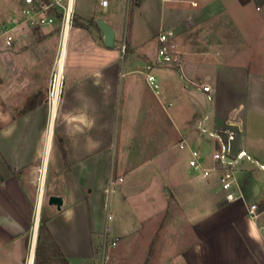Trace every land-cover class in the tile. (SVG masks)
Returning a JSON list of instances; mask_svg holds the SVG:
<instances>
[{
  "label": "crops",
  "instance_id": "crops-1",
  "mask_svg": "<svg viewBox=\"0 0 264 264\" xmlns=\"http://www.w3.org/2000/svg\"><path fill=\"white\" fill-rule=\"evenodd\" d=\"M68 2L63 93L36 230L40 178L25 173L42 170L50 104L41 83L17 103L10 89L0 92V264H35L41 222L68 264H264V134H247L248 116L264 118V0ZM99 20L113 32L112 47ZM166 30L177 60L155 65ZM148 65L157 95L145 81ZM199 127L233 129L234 147L257 162L235 172V202L188 165L192 150L210 165ZM50 196L62 199L60 209Z\"/></svg>",
  "mask_w": 264,
  "mask_h": 264
},
{
  "label": "rangeland",
  "instance_id": "rangeland-1",
  "mask_svg": "<svg viewBox=\"0 0 264 264\" xmlns=\"http://www.w3.org/2000/svg\"><path fill=\"white\" fill-rule=\"evenodd\" d=\"M60 4L61 6H55L54 9L63 14L66 4L65 6L62 3ZM22 7L23 0H0V27H12L17 40V45L14 48H5L0 42V77L6 81V87L0 82V92L10 89L13 97L12 102L17 103L19 100H29L31 98L30 96L34 94V89L41 83L42 92L45 94L46 102L49 103V91L56 74L57 60L60 52L63 31L62 19L55 16V21L51 27H34L26 22L21 13ZM98 10L100 9L97 8ZM98 15L102 17L104 14L99 13ZM71 23L72 13L70 12L69 27ZM137 28L141 29L140 32L142 34L145 32L142 26H138ZM149 29L151 28L149 27L148 31ZM120 50H122L121 47ZM124 51H127V47L124 48ZM3 70H9V74L4 76ZM63 85L64 75L61 80L59 99L63 93ZM247 119L249 124L247 134H264V118H254L251 115ZM157 125L158 123L152 122V132L150 134L152 151L154 145H157L159 137V134L153 131L155 130L153 127L156 126L155 128H157ZM168 133L165 134L164 140L167 143L173 140ZM25 175L31 181L34 177L35 179L37 178L35 182L38 183V179L41 176V166H39L35 176L34 172L30 175L29 170ZM108 191L109 187L106 192L108 193ZM109 211H111V205L109 206Z\"/></svg>",
  "mask_w": 264,
  "mask_h": 264
},
{
  "label": "built area",
  "instance_id": "built-area-1",
  "mask_svg": "<svg viewBox=\"0 0 264 264\" xmlns=\"http://www.w3.org/2000/svg\"><path fill=\"white\" fill-rule=\"evenodd\" d=\"M62 0L49 1L45 3L43 0H23V7L21 13L23 14L26 22L34 27L38 26H50L55 21V16L50 14V9L55 6H61ZM68 1H66V8L63 14H61L62 28L65 26L66 10ZM101 7L107 5V0H98ZM70 23V16H69ZM13 28L10 26L0 27V42L5 48H14L17 45L16 36L13 33ZM174 33L171 30L161 32L157 36L158 48L156 51L155 59L153 64L161 66H169L176 62V46L172 41ZM151 66H146L145 81L151 91L154 94H158L160 86L155 77L149 73ZM56 86V74L52 81L51 88L49 91V104L52 101L54 95L59 96L61 93V84L59 92L55 93ZM198 88L202 92L210 93V87L206 85H199ZM208 100H211L210 95H207ZM201 135L206 137L210 141L211 152L209 154V167L203 165L204 156L198 150H192L190 152V158L188 165L193 171H197L203 179L214 177L216 179L219 190L223 193V199L226 203L235 202L240 198L237 187L235 172L239 165L243 162H250L257 164L252 157L242 149H236L234 147L236 134L233 129H214L208 131L205 128H198ZM264 170V166H260ZM121 180V179H119ZM257 205L251 204L248 207V215L251 218L257 216ZM112 246L115 243H111Z\"/></svg>",
  "mask_w": 264,
  "mask_h": 264
},
{
  "label": "bare ground",
  "instance_id": "bare-ground-1",
  "mask_svg": "<svg viewBox=\"0 0 264 264\" xmlns=\"http://www.w3.org/2000/svg\"><path fill=\"white\" fill-rule=\"evenodd\" d=\"M70 2H68L67 10H66V20H65V26L63 28L62 38H61V45H60V52L57 60V70H56V86L55 87V93L59 92L61 80L63 79V67H64V55H65V43H66V36L69 28V16H70ZM58 98L54 95L52 101L50 102V122L47 130L46 135V143H45V153H44V161H43V167L41 170V177L39 181V192H38V199H37V205H36V218L34 223V229L36 230L37 226V217H38V210L41 206V200H42V188H43V180H44V166L47 159L49 146H50V137H51V129H52V123L55 116V110L57 106Z\"/></svg>",
  "mask_w": 264,
  "mask_h": 264
},
{
  "label": "trees",
  "instance_id": "trees-1",
  "mask_svg": "<svg viewBox=\"0 0 264 264\" xmlns=\"http://www.w3.org/2000/svg\"><path fill=\"white\" fill-rule=\"evenodd\" d=\"M43 1L49 3V0ZM50 14L61 18V12H57L54 8L50 9ZM35 264H68L62 257L44 222H41L38 227Z\"/></svg>",
  "mask_w": 264,
  "mask_h": 264
},
{
  "label": "water",
  "instance_id": "water-1",
  "mask_svg": "<svg viewBox=\"0 0 264 264\" xmlns=\"http://www.w3.org/2000/svg\"><path fill=\"white\" fill-rule=\"evenodd\" d=\"M97 25L103 34V41L105 46L112 47L113 44V32L109 26L102 21H97ZM48 205L55 206L60 209L62 206V199L58 196H50L47 200Z\"/></svg>",
  "mask_w": 264,
  "mask_h": 264
}]
</instances>
